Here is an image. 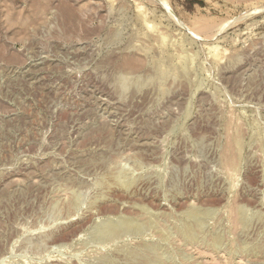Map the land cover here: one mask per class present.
Wrapping results in <instances>:
<instances>
[{"label":"rangeland","instance_id":"1","mask_svg":"<svg viewBox=\"0 0 264 264\" xmlns=\"http://www.w3.org/2000/svg\"><path fill=\"white\" fill-rule=\"evenodd\" d=\"M0 264H264V0H0Z\"/></svg>","mask_w":264,"mask_h":264},{"label":"bare ground","instance_id":"2","mask_svg":"<svg viewBox=\"0 0 264 264\" xmlns=\"http://www.w3.org/2000/svg\"><path fill=\"white\" fill-rule=\"evenodd\" d=\"M226 157H227V156H226ZM108 227H109V226H108ZM112 235H115V232H113ZM113 237H114V236H113ZM106 239H108L107 236H106Z\"/></svg>","mask_w":264,"mask_h":264}]
</instances>
